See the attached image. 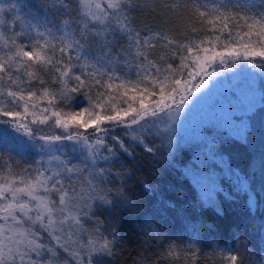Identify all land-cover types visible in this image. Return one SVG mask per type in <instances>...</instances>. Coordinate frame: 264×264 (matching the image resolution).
Listing matches in <instances>:
<instances>
[{
	"label": "snow or ice",
	"instance_id": "1",
	"mask_svg": "<svg viewBox=\"0 0 264 264\" xmlns=\"http://www.w3.org/2000/svg\"><path fill=\"white\" fill-rule=\"evenodd\" d=\"M40 8L43 21L39 11L26 19L15 0H0V151L11 138L21 158L16 147L40 154L24 168L0 155V264H113L119 233L99 212L128 204L121 157L138 147L170 155L177 121L217 77L237 68L264 77V0H42ZM77 95L87 106L57 110ZM255 110L246 104V114ZM241 117L230 112L228 133L245 141ZM144 230L162 239L150 222ZM239 248L222 264H264ZM184 264H200L198 252L189 247Z\"/></svg>",
	"mask_w": 264,
	"mask_h": 264
},
{
	"label": "trees",
	"instance_id": "2",
	"mask_svg": "<svg viewBox=\"0 0 264 264\" xmlns=\"http://www.w3.org/2000/svg\"><path fill=\"white\" fill-rule=\"evenodd\" d=\"M15 2L20 5L21 16L32 19V14L39 11L43 21L42 0ZM243 71L249 75L252 70ZM253 75L256 77L249 76L256 96L251 105L256 110L254 114H240L248 121L245 141L229 137L228 131H236L228 119L230 113L217 117L212 108L177 121L176 146L170 155L165 152L153 157L138 147L134 158L121 157L123 167L118 163L117 168L127 173L124 188L128 204L99 212L102 219L115 224L119 233L113 264H134L141 258L146 264H184V252L189 247L198 252L200 264H222L223 256L236 254L238 241L245 244L239 248L242 255L251 256L254 261L264 258V77ZM42 103L45 107L46 100ZM85 106L87 100L77 95L71 109L60 104L57 110L77 111ZM40 127L49 133L60 131ZM9 131L18 136L13 129ZM8 143L9 149L0 151L4 160H9L10 155V163L31 164L40 159L35 149L16 147L17 152H22L21 158L11 152L15 146L11 138ZM200 174L212 183L208 193L200 191L195 180ZM145 185L152 191H147ZM146 221L159 230L162 239L146 234ZM169 244L174 245L173 256L168 255Z\"/></svg>",
	"mask_w": 264,
	"mask_h": 264
},
{
	"label": "rangeland",
	"instance_id": "3",
	"mask_svg": "<svg viewBox=\"0 0 264 264\" xmlns=\"http://www.w3.org/2000/svg\"><path fill=\"white\" fill-rule=\"evenodd\" d=\"M3 2L9 3L11 0H3ZM253 85L252 78L244 74V71H241L240 68L228 72L225 76L217 77L210 88L189 109H185V115H182L180 120L187 117L191 118L193 115L212 108V111L217 113V117H226L230 112L242 114L245 112L246 104H251L256 96ZM42 101H38L41 108L43 107ZM5 161L8 160L5 159ZM13 164H18L19 168H24L30 163L14 161ZM195 180L200 191L204 193L211 191L212 183L209 178L200 174L198 178L195 177Z\"/></svg>",
	"mask_w": 264,
	"mask_h": 264
}]
</instances>
